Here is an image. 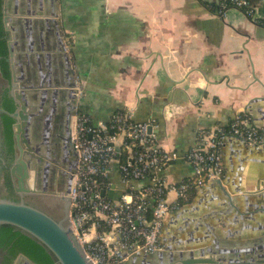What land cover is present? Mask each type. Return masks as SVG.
Segmentation results:
<instances>
[{
    "label": "crops",
    "instance_id": "obj_1",
    "mask_svg": "<svg viewBox=\"0 0 264 264\" xmlns=\"http://www.w3.org/2000/svg\"><path fill=\"white\" fill-rule=\"evenodd\" d=\"M223 1L58 0L62 33H73L79 111L107 121L128 110L135 121L153 124L161 147L180 155L198 144L199 130L227 127L238 114L264 137V25L241 9L219 13ZM248 1L253 18L264 19V0ZM15 4L8 2L10 12ZM28 4L42 11L43 0ZM220 151L221 184L206 182L167 214L162 248L216 244L230 251L263 238L264 146L228 135ZM191 174L181 158L158 172L174 182ZM108 178V194L117 196L124 184L116 162Z\"/></svg>",
    "mask_w": 264,
    "mask_h": 264
},
{
    "label": "built area",
    "instance_id": "obj_2",
    "mask_svg": "<svg viewBox=\"0 0 264 264\" xmlns=\"http://www.w3.org/2000/svg\"><path fill=\"white\" fill-rule=\"evenodd\" d=\"M229 8H245L253 18L248 0H225L218 12ZM260 24L264 25V20ZM228 135L238 136L254 147L264 146L263 135L241 114L227 130H199L198 144L180 155L161 147L153 124L135 121L128 110L113 112L107 121L93 120L77 111L69 219L87 258L93 264H124L133 253L161 249L160 234L167 214L188 203L193 189L222 178L220 148ZM179 158L192 168L191 175L177 182L158 175ZM114 162L124 184L117 196L108 194L113 190L108 174Z\"/></svg>",
    "mask_w": 264,
    "mask_h": 264
},
{
    "label": "flooded vegetation",
    "instance_id": "obj_3",
    "mask_svg": "<svg viewBox=\"0 0 264 264\" xmlns=\"http://www.w3.org/2000/svg\"><path fill=\"white\" fill-rule=\"evenodd\" d=\"M28 1L30 2V0H15L14 12L17 13H13L16 17L12 20L14 29L11 28L14 35L12 30H5L2 24L5 31L6 54L0 55V59L9 58L7 41L14 37L13 58L19 69L15 81L16 88H12L13 80L9 63L7 62L8 77L3 76L0 70V106L9 113L20 108V103L18 101L15 103L10 98L12 89L24 93L26 111L22 113L23 117L18 114L14 118L6 114V118L3 119L0 115V198L22 200L39 207L47 205L52 215L60 217L62 203L57 202L56 206H50L49 202L52 199L47 195L64 190L70 176L73 175L71 170L73 167L75 171L76 156H73L72 136L74 117L79 109L77 103L73 107L74 103L71 101L70 91L66 90L67 87L54 85V74L50 75L46 72L45 77L41 78V74L49 69L46 66L48 61L46 54L52 49L50 52L55 55L54 59L61 56L63 79H69V64L63 58L60 48L58 49L60 43L57 34L42 33L40 21L43 18L35 20L24 18V16L44 15L43 12L46 10L52 13L54 3L58 6V0L55 2L43 0L42 11H40L41 7H36L37 4H28ZM56 11L58 12V8ZM61 38L70 59L68 42L62 32ZM72 74L76 77L74 69ZM4 96L10 98L6 106H2ZM32 154L34 156L30 157ZM42 157L45 163L40 161ZM20 177H23L25 186L27 183L31 187L34 183L38 190L45 191L46 197H38L24 190L16 191ZM7 255L6 250L0 249V264H5Z\"/></svg>",
    "mask_w": 264,
    "mask_h": 264
},
{
    "label": "water",
    "instance_id": "obj_4",
    "mask_svg": "<svg viewBox=\"0 0 264 264\" xmlns=\"http://www.w3.org/2000/svg\"><path fill=\"white\" fill-rule=\"evenodd\" d=\"M10 0H2V24L5 30H12V35H14L11 13H17L8 10V2ZM55 2V0H54ZM57 3H54V9L52 13L44 11L43 20L40 22L41 31L44 34H49L54 32L57 34V39L59 40L60 48L63 58L67 64H69V79H63V62L61 61V56L54 59L55 55L47 52L46 66L49 67L48 71L41 74L43 79L46 72L50 75L54 74L55 82L54 85L57 87H67L71 93V101L74 103L73 107L76 106L78 100V85L76 77L72 74L73 69L71 66V61L68 57V52L66 51V46L61 38L62 25L58 21V12L56 11ZM30 22V21H29ZM13 28V29H11ZM7 49L9 58H6V62L9 63V68L11 70V78L13 80L12 88H16L17 85L15 81L17 80V73L19 67L16 65L14 60L15 52V41L14 37L7 41ZM54 49V47H53ZM64 84L66 86H64ZM47 91V90H46ZM45 92V91H44ZM43 92V93H44ZM24 93L16 90L10 91V98L16 103H20V108L12 113L7 112L0 106V113L8 114L11 117L16 118L18 114L23 117L22 113L26 111V103L24 98ZM75 109V108H74ZM151 127H148V131H151ZM34 155H30L33 157ZM73 156H76V152L73 147ZM44 159L42 157V160ZM74 174V167L71 169ZM73 182V175L70 176V180L66 188L62 191H56L53 194H48L52 201L49 205L54 207L57 202L62 203V211L60 212V217H55L52 215L48 207H39L24 201H13L10 199L0 198V225H10L22 233L33 238L39 242L47 252L51 255L53 259V264H93L85 255L82 247L78 243L76 236L70 226L69 219V208H70V194ZM214 182L221 184V179H215ZM18 186L16 191H25L37 195L38 197H46L45 191L38 190L34 183L30 186L24 184L23 177H20L17 181ZM223 189V188H222ZM224 194L228 196L227 191ZM102 193H104L102 191ZM264 210V206H262ZM260 243L254 248H234L229 250L221 249L216 244L207 245L204 247H187L185 248H174L166 250L164 248L158 249L150 253H133L126 258L124 264H264V234L263 238L259 239ZM37 264L29 257L23 253H19L14 264Z\"/></svg>",
    "mask_w": 264,
    "mask_h": 264
},
{
    "label": "trees",
    "instance_id": "obj_5",
    "mask_svg": "<svg viewBox=\"0 0 264 264\" xmlns=\"http://www.w3.org/2000/svg\"><path fill=\"white\" fill-rule=\"evenodd\" d=\"M2 0H0V55L6 54V43H5V31L2 27L1 21V13H2ZM241 10L246 14V9L241 8ZM246 16L250 19H253L256 23L260 24L264 19L252 18V16ZM0 70L3 76L8 77L9 70L7 67V62L2 58L0 59ZM10 101V98L3 97L2 106H6L7 102ZM81 112V111H79ZM3 119L6 118V114H0ZM241 116L246 117L241 114ZM232 122V121H231ZM230 122V123H231ZM230 125V124H229ZM226 130L229 128L223 127ZM258 132L262 135L260 130L257 128ZM193 189L190 193L191 200L193 193ZM188 201V202H189ZM0 249H4L7 251L8 255L5 258V264H12L13 259L17 256L18 253H23L31 260L36 262L37 264H53V259L51 255L47 252V250L42 246L39 242L29 237L28 235L22 233L20 230L10 226V225H0Z\"/></svg>",
    "mask_w": 264,
    "mask_h": 264
},
{
    "label": "rangeland",
    "instance_id": "obj_6",
    "mask_svg": "<svg viewBox=\"0 0 264 264\" xmlns=\"http://www.w3.org/2000/svg\"><path fill=\"white\" fill-rule=\"evenodd\" d=\"M63 34L65 35V39L67 40L68 42V51H69V55H70V59H71V64H72V67L74 69V72H75V76H76V80H77V85H78V97L80 96L81 94V89H80V85H79V73L77 72V69H76V65L74 64V59H73V56H72V51H71V43H72V39H73V33L72 32H68V31H64ZM71 40V41H70Z\"/></svg>",
    "mask_w": 264,
    "mask_h": 264
}]
</instances>
